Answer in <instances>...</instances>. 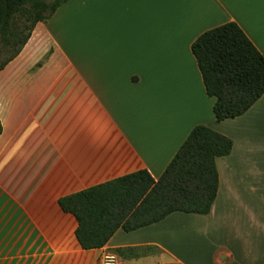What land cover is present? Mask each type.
I'll list each match as a JSON object with an SVG mask.
<instances>
[{"label":"crops","instance_id":"1","mask_svg":"<svg viewBox=\"0 0 264 264\" xmlns=\"http://www.w3.org/2000/svg\"><path fill=\"white\" fill-rule=\"evenodd\" d=\"M237 23L264 56V0H69L0 72V264H264V95L217 122L192 45ZM234 143L209 215L81 247L60 200L146 170L193 129Z\"/></svg>","mask_w":264,"mask_h":264},{"label":"trees","instance_id":"2","mask_svg":"<svg viewBox=\"0 0 264 264\" xmlns=\"http://www.w3.org/2000/svg\"><path fill=\"white\" fill-rule=\"evenodd\" d=\"M0 0V72L23 49L39 22L69 0ZM217 122L238 118L264 95V56L237 23L202 34L192 45ZM2 124L0 121V134ZM234 143L205 125L193 129L164 174L142 170L60 200L78 222L85 250L100 249L119 231H136L173 213L209 215L218 195L216 161Z\"/></svg>","mask_w":264,"mask_h":264},{"label":"built area","instance_id":"3","mask_svg":"<svg viewBox=\"0 0 264 264\" xmlns=\"http://www.w3.org/2000/svg\"><path fill=\"white\" fill-rule=\"evenodd\" d=\"M102 264H120L118 256L112 253H105L102 257ZM169 264V263H163Z\"/></svg>","mask_w":264,"mask_h":264},{"label":"rangeland","instance_id":"4","mask_svg":"<svg viewBox=\"0 0 264 264\" xmlns=\"http://www.w3.org/2000/svg\"><path fill=\"white\" fill-rule=\"evenodd\" d=\"M55 1H58V0H48L47 2H48V4H52V3H54Z\"/></svg>","mask_w":264,"mask_h":264}]
</instances>
